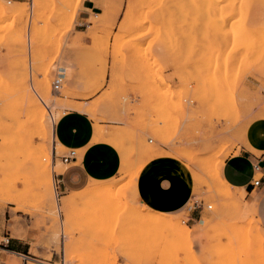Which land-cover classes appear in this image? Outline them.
Here are the masks:
<instances>
[{
	"label": "rangeland",
	"instance_id": "1",
	"mask_svg": "<svg viewBox=\"0 0 264 264\" xmlns=\"http://www.w3.org/2000/svg\"><path fill=\"white\" fill-rule=\"evenodd\" d=\"M97 2L101 13L88 26L83 0H0L1 264H264L259 204L222 173L264 120V0ZM70 81H85L86 91ZM106 81L87 105L72 100ZM69 108L90 112L101 131L94 139L118 149V176L64 189L73 162L62 161L68 149L57 140L55 151L54 124ZM107 120L122 125L99 124ZM165 156L188 171L191 198L167 221L141 229L138 214L155 211L139 179ZM96 185L105 188L99 196L115 193L108 206L98 208L96 197L60 208L66 196ZM196 202L204 207L197 221L189 214ZM11 230L28 241L25 252L2 250Z\"/></svg>",
	"mask_w": 264,
	"mask_h": 264
},
{
	"label": "crops",
	"instance_id": "2",
	"mask_svg": "<svg viewBox=\"0 0 264 264\" xmlns=\"http://www.w3.org/2000/svg\"><path fill=\"white\" fill-rule=\"evenodd\" d=\"M101 6L97 0H83L80 14L82 25H92L89 18L92 14H100ZM81 31V29H78ZM85 40L89 43L88 37ZM76 67V63L73 62ZM70 86L76 92L86 91L85 81H70ZM109 86H104L88 98L74 97L72 100L85 102L86 105L102 95ZM134 100L135 95L131 94ZM138 98V97H137ZM86 107V106H85ZM100 125H122L114 120L100 121ZM56 140L67 149L80 151L77 158L72 160L73 165L62 175V184L65 190H79L88 185L92 179L108 180L118 176L122 164V157L118 149L107 141H98L94 137L101 134L95 127V121L90 112L85 109L69 108L54 124ZM110 132V128L106 129ZM78 151V152H79ZM259 163L261 171H255L254 165ZM224 178L238 191L245 192L244 200L250 205L259 204L260 214L264 218V120L254 123L245 142L238 152L229 155L223 165ZM262 175V182L254 186V178ZM139 191L155 212L173 215L185 207L191 198L192 186L190 175L186 168L177 159L165 156L153 159L146 172L139 179ZM75 193V192H74ZM167 211V212H166ZM190 220L197 221L204 215V207L189 209ZM209 218L210 213L206 214ZM7 237V248L4 252H25L28 241L12 234ZM10 245L11 248H8ZM5 253L0 252V264L5 260ZM12 263V262H11Z\"/></svg>",
	"mask_w": 264,
	"mask_h": 264
},
{
	"label": "bare ground",
	"instance_id": "3",
	"mask_svg": "<svg viewBox=\"0 0 264 264\" xmlns=\"http://www.w3.org/2000/svg\"><path fill=\"white\" fill-rule=\"evenodd\" d=\"M200 16V15H199ZM219 20V19H218ZM221 24H222V22H221ZM220 24V25H221ZM223 25V24H222ZM221 25V26H222ZM217 26H219V25H217ZM216 26V27H217ZM220 26V27H221ZM218 28V27H217ZM219 29V28H218ZM36 105H37V103H35ZM261 116V115H260ZM53 136V135H52ZM56 140V139H55ZM60 144V143H59ZM61 145V144H60ZM62 146V145H61ZM48 157V156H47ZM224 164V163H223ZM43 172H45L46 173V175L47 176H49V170H46V171H43ZM44 173V174H45ZM43 174V175H44ZM216 174V173H215ZM48 179V182H47V184H50V180H49V178H46V180ZM43 184H45V183H43ZM42 184V185H43ZM41 185V186H42ZM111 188V187H110ZM196 187H194V189H195ZM226 188H228V187H226ZM226 188H224L222 191L223 192H227V190H226ZM103 189H105L104 188V186L103 185H96V186H94V187H92L88 192H84V193H77V192H75L74 194H72V195H69V196H66L61 202H60V208L62 207H64V208H69L70 207V205L71 204H73V203H76V202H78L79 200H81V199H87V198H99V202H98V204L96 205L98 208H100V207H103V206H105L106 205V203H107V201H109L111 198L113 199L114 197H113V195H115V193H111V192H107V193H105L104 195H101V196H99V193L103 190ZM109 189V188H108ZM222 189V188H221ZM226 190V191H225ZM229 190V189H228ZM113 192V191H112ZM113 194V195H112ZM98 195V196H97ZM112 196V197H111ZM115 198H116V196H115ZM114 198V199H115ZM118 198V197H117ZM112 199H111V201H112ZM114 201V200H113ZM106 206H108V205H106ZM171 215H167V214H164V213H160V212H154V213H139L138 214V220L140 221V227H141V229H143V225L145 224V223H155V224H160V223H162V222H164V221H167L168 219H169V217H170ZM258 221V220H257ZM259 222V221H258ZM181 230L180 231H182V232H188V227L186 226V225H181V228H180ZM122 254H123V256H125V258L128 260V261H133V260H135L136 258L134 257V255H133V253L132 252H130V251H128V250H125V249H123V251H122ZM133 262H135V261H133ZM115 264H116V262H114Z\"/></svg>",
	"mask_w": 264,
	"mask_h": 264
},
{
	"label": "built area",
	"instance_id": "4",
	"mask_svg": "<svg viewBox=\"0 0 264 264\" xmlns=\"http://www.w3.org/2000/svg\"><path fill=\"white\" fill-rule=\"evenodd\" d=\"M65 78V70L64 68H62L61 70L58 71V73H56V75L54 76L53 78V81H52V87H53V90H56V91H60L61 87H62V81L63 79ZM55 141V151H56V140ZM152 141V139L150 140ZM79 152L77 149H74V148H71V149H68V151L66 153H64L61 158H62V161L66 164H70L72 160L76 159L77 156H78ZM254 169L255 171L259 172L261 171L262 167L259 163H256L254 165ZM262 175H258L254 178V181H253V185L254 186H259L262 182ZM194 206L196 208H200L202 207V205L198 202H196L194 204ZM208 208H212V205H208ZM23 255V254H21ZM25 256V255H24Z\"/></svg>",
	"mask_w": 264,
	"mask_h": 264
},
{
	"label": "trees",
	"instance_id": "5",
	"mask_svg": "<svg viewBox=\"0 0 264 264\" xmlns=\"http://www.w3.org/2000/svg\"><path fill=\"white\" fill-rule=\"evenodd\" d=\"M8 248H11L10 245H8Z\"/></svg>",
	"mask_w": 264,
	"mask_h": 264
}]
</instances>
